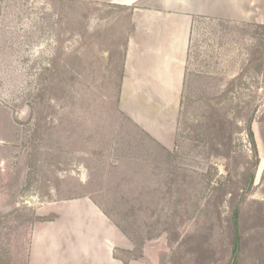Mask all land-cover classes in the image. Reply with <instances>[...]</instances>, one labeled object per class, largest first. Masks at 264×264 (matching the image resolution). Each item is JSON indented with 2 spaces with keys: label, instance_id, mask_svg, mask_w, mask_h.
<instances>
[{
  "label": "rangeland",
  "instance_id": "rangeland-1",
  "mask_svg": "<svg viewBox=\"0 0 264 264\" xmlns=\"http://www.w3.org/2000/svg\"><path fill=\"white\" fill-rule=\"evenodd\" d=\"M122 1L0 0V264H264V0L168 2L194 18L159 137L118 102Z\"/></svg>",
  "mask_w": 264,
  "mask_h": 264
},
{
  "label": "crops",
  "instance_id": "crops-1",
  "mask_svg": "<svg viewBox=\"0 0 264 264\" xmlns=\"http://www.w3.org/2000/svg\"><path fill=\"white\" fill-rule=\"evenodd\" d=\"M149 1L151 0L129 1L134 2L137 6L140 5L139 2H143V4L141 9L134 8L135 11L129 16L134 25V33L129 36L132 42L127 44L124 53L118 102L125 114L140 128L149 134L157 133L159 137L162 131L152 123L153 117L157 115L160 109L164 112L168 103L175 102L176 105L178 101L185 73L184 54L188 48L189 36H191L190 27L194 18V11L192 8L186 11L180 10L179 13L165 11L169 3L183 6V0H159L162 9L145 8L151 6L148 4ZM122 3L127 4V1L124 0ZM141 11H143V15L139 13ZM139 20L145 21L146 25L151 22V33L148 30L145 33L148 45H144L145 48L152 50L150 52L144 51L143 45L140 44V42L142 43L140 36L144 33L139 31ZM166 23L169 24L166 25ZM171 23L174 24L170 30L168 27ZM178 26L181 31V41L179 40L180 36L176 41L169 40L175 34L174 30H177ZM149 38L153 40H149ZM156 38L161 39L157 43L161 47L159 49L151 44V42L156 41L154 40ZM179 54L182 56L180 57Z\"/></svg>",
  "mask_w": 264,
  "mask_h": 264
},
{
  "label": "trees",
  "instance_id": "trees-1",
  "mask_svg": "<svg viewBox=\"0 0 264 264\" xmlns=\"http://www.w3.org/2000/svg\"><path fill=\"white\" fill-rule=\"evenodd\" d=\"M121 77V74L119 75V79ZM119 88V86H118ZM251 122L252 119L249 117L246 121V133H247V137L249 139V142L251 143V166L247 171V175H246V183H252L253 178H254V170H255V164L257 162V157H256V147H255V142L253 139V133L251 130ZM245 192V191H244ZM242 200V196L239 198V200ZM231 211H230V222H231V228H232V233H233V242H232V246H233V252H237L240 249V239H241V235H240V230H239V226H238V217H239V204L236 201L235 203H233L231 205ZM229 264V263H228Z\"/></svg>",
  "mask_w": 264,
  "mask_h": 264
},
{
  "label": "water",
  "instance_id": "water-1",
  "mask_svg": "<svg viewBox=\"0 0 264 264\" xmlns=\"http://www.w3.org/2000/svg\"><path fill=\"white\" fill-rule=\"evenodd\" d=\"M159 264H162V257H161V259L159 260Z\"/></svg>",
  "mask_w": 264,
  "mask_h": 264
}]
</instances>
